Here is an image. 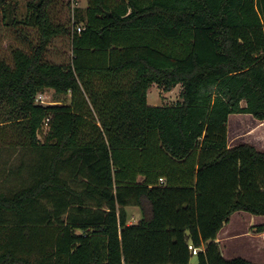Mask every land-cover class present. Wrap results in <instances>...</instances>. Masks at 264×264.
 I'll list each match as a JSON object with an SVG mask.
<instances>
[{"label": "trees", "instance_id": "16d2710c", "mask_svg": "<svg viewBox=\"0 0 264 264\" xmlns=\"http://www.w3.org/2000/svg\"><path fill=\"white\" fill-rule=\"evenodd\" d=\"M50 1L17 19L0 0L37 34L0 56V123L28 156L0 191V264H261L217 238L264 215V150L228 138L233 113L264 121V0H88L71 27ZM65 33L72 60L49 61ZM154 84L182 100L149 104ZM46 88L66 98L38 102Z\"/></svg>", "mask_w": 264, "mask_h": 264}, {"label": "rangeland", "instance_id": "374dc122", "mask_svg": "<svg viewBox=\"0 0 264 264\" xmlns=\"http://www.w3.org/2000/svg\"><path fill=\"white\" fill-rule=\"evenodd\" d=\"M30 0H14L12 18L22 19L28 12ZM88 0H51L50 16L59 25L71 27L75 20V9H84L88 6ZM20 27L5 21L0 13V56L10 60L12 49L16 47L29 48L30 42L37 40L36 31L33 28H23L25 34L19 31ZM23 35V36H22ZM72 41L68 33L55 36L46 52L49 61L56 63H69L72 60ZM181 86L178 84L171 92H166L161 86L154 84L148 90V103L151 105L175 104L182 100ZM53 88H46L41 92L37 101L42 104L56 103L57 99H65ZM245 102H243V105ZM9 107L0 104V118L6 117ZM6 123H0V191H7L11 182H14V172L24 160L28 158L19 145L12 138L11 129ZM7 129V135L5 134ZM229 144L235 145L241 142H249L264 150V121L258 120L251 113H233L228 122ZM12 177V178H11ZM128 220L135 222L141 217L139 207L129 206ZM237 212V211H236ZM234 214L226 229L222 232V245L225 255L247 257L256 263H264V215L253 214L248 211ZM221 244V242H220ZM191 264H198L197 257L191 258Z\"/></svg>", "mask_w": 264, "mask_h": 264}, {"label": "crops", "instance_id": "0c3cea01", "mask_svg": "<svg viewBox=\"0 0 264 264\" xmlns=\"http://www.w3.org/2000/svg\"><path fill=\"white\" fill-rule=\"evenodd\" d=\"M180 85V84H179ZM181 86V85H180ZM181 88H182V86H181ZM174 89V88H173ZM172 89V90H173ZM172 90H170V91H166V92H171ZM230 145V144H229ZM236 214H239V213H242V212H235ZM235 213H233L232 215H231V217H230V220H229V222L228 223H226L225 225H224V227L221 229V231L219 232V234H218V238H217V241H219V243L221 242V244H220V246H221V250H222V253H223V255L226 257V258H232V257H235V256H230V257H227L226 255H225V249H224V247H223V245H222V239H221V235H222V232L224 231V229H226V226L230 223V221L232 220V217L234 216V214ZM235 214V215H236ZM245 258H247V257H245ZM247 259H249V258H247ZM250 260V259H249ZM252 261V260H251ZM253 262H255V261H253Z\"/></svg>", "mask_w": 264, "mask_h": 264}, {"label": "built area", "instance_id": "2783aa9c", "mask_svg": "<svg viewBox=\"0 0 264 264\" xmlns=\"http://www.w3.org/2000/svg\"><path fill=\"white\" fill-rule=\"evenodd\" d=\"M80 27H78V30L80 31ZM160 182L161 183H164L165 182V179L163 178V177H161L160 178ZM189 249L191 250V252L193 253V254H197L198 253V250H199V248L198 247H196V246H194V244H192V243H190L189 244Z\"/></svg>", "mask_w": 264, "mask_h": 264}]
</instances>
